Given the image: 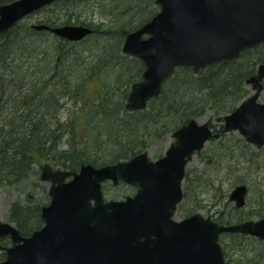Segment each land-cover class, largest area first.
Returning a JSON list of instances; mask_svg holds the SVG:
<instances>
[{"label":"water","instance_id":"water-1","mask_svg":"<svg viewBox=\"0 0 264 264\" xmlns=\"http://www.w3.org/2000/svg\"><path fill=\"white\" fill-rule=\"evenodd\" d=\"M57 0H13L0 5V33ZM160 10L130 31L123 51L145 64L142 80L133 83L127 100L131 111L143 110L162 93L176 68L195 73L215 63L240 57L264 43V0H156ZM72 41L93 29L84 24L50 26ZM264 63L247 80L254 93L234 111L219 117L223 131L238 130L258 147L264 146ZM165 155L151 159L148 151L127 160L95 166L82 163L78 171L54 169L41 173L49 180L50 202L42 206V227L22 235L11 222L0 220V237H10L0 264H234L226 260L220 236L241 233L264 242V217L220 224L199 212L175 218L184 198L183 181L189 161L218 133L197 118L179 127ZM136 187L124 199H107L105 182ZM246 184L230 194L245 205Z\"/></svg>","mask_w":264,"mask_h":264},{"label":"trees","instance_id":"trees-1","mask_svg":"<svg viewBox=\"0 0 264 264\" xmlns=\"http://www.w3.org/2000/svg\"><path fill=\"white\" fill-rule=\"evenodd\" d=\"M10 1L0 0V5ZM76 1L74 4L89 2L93 9L103 4L105 15H116L117 20L106 17L94 22L95 9L91 20L73 14L78 16L76 23H72L73 16L60 22L55 15H46L37 23L19 21L0 33V182L11 175L14 183L32 182L34 178L40 187L38 175L46 162L77 171L82 163L102 166L129 159L149 147L147 139L153 130L163 136L193 118L233 111L250 94L246 81L264 62L262 43L199 74L191 67H178L147 108L131 111L126 106L130 90L142 77L145 65L140 58L125 53L123 43L127 33L154 16L151 7L156 0ZM38 23L84 24L94 31L72 41L36 28ZM179 79L183 87L174 90L171 86ZM70 100L81 113L64 118L62 111ZM20 201L19 196L12 201L9 217L23 235H29L43 224L44 201ZM231 207L238 212L236 217L226 218L220 213L216 221L234 223L264 216V204L246 214H239L242 209L235 205ZM228 236L238 244L250 237L237 233ZM231 242L223 245L226 256ZM258 242L254 249L241 250L232 258L239 264H258L252 262L264 257V244Z\"/></svg>","mask_w":264,"mask_h":264},{"label":"rangeland","instance_id":"rangeland-1","mask_svg":"<svg viewBox=\"0 0 264 264\" xmlns=\"http://www.w3.org/2000/svg\"><path fill=\"white\" fill-rule=\"evenodd\" d=\"M74 1L75 0L59 2L57 0L54 2L55 4L52 3L53 6L47 7V9L42 12L33 13L24 18L21 22H28L29 24L37 23L39 19L46 15H55L61 22L68 17H72L73 14H80L82 16L81 20H91L92 11L95 9L97 10H95V14L93 15L94 22L103 21L106 17L115 21L117 20L116 15H105V11L102 10L103 8L101 9V6L105 7L103 4L95 6L93 9L91 4L88 5L89 2L85 4H74ZM96 1L97 0H95V3L93 4H97L98 2ZM106 1L108 3L111 0H103L101 3H106ZM121 2L122 0H118V3ZM68 3H70L68 5L70 10L66 11L65 8ZM62 4H65L66 6ZM99 7L103 12L98 10ZM159 10L160 6L156 2L151 7V11H153L152 15H155ZM77 18L78 16H73L72 23H76ZM142 78L143 77H140L137 81L142 80ZM180 81L181 79L176 80V82L174 81L172 84L173 86L171 87L174 90L182 88L183 83ZM248 86L251 95L255 91L252 89V84H249ZM70 101L72 102V100ZM70 101H68L67 104L68 108L63 109L62 111V117L64 118L71 117V115L72 117L80 116L81 109L75 105L74 102H72V104ZM260 101L264 103V90L261 93ZM223 115L224 114L216 115L211 113L199 119L201 122L211 121L210 123L214 132L219 133V135L208 140L202 151L195 153L187 165L186 176L183 181L184 198L179 204L175 215V218L179 220L196 212H199L204 216H210L215 221L220 213L224 214L226 218L236 217L238 212L231 207L232 205H235V203L229 200V196L235 187L242 183L247 185L248 192L245 195V207L242 208L239 214H246V212L250 210L261 209V205L264 204V146L258 147L249 142L239 131H223L224 121L219 119V117ZM174 132H165L163 136H161V133L153 130L152 136L147 139L149 147L143 151H148L151 159H157L164 156L166 150L175 141L173 136ZM47 163H49L54 169H58V167H54L51 162H46L44 165ZM5 172L6 171L3 170V174H5ZM41 173L42 171L38 175L39 179L37 181L40 187L34 184V178L32 179V182L14 183L15 177L11 175H8L6 181L0 182L1 221L11 222L18 227V224L15 221H12L9 217L11 203L18 196L20 197L21 203L27 202V204H35L38 201H44L45 205L50 202V181L43 180L41 178ZM103 190L105 197L108 199H124L126 195H133L136 191V187H132L123 182H120L117 185H114L112 182H106ZM29 200L30 202L28 203ZM252 218L259 217L253 216ZM222 237L224 239L221 240L222 245H225L226 242H231V238L228 235H222ZM258 240L264 244L262 240L251 235L249 239L244 240L241 244L234 242L227 244L230 251L227 253L226 260L234 264H239L232 258L233 255H236L241 250L254 249L259 245ZM11 245L12 241L9 237L2 238V240L0 239V260H3L6 256V250L4 247ZM252 262L264 264V257L252 260Z\"/></svg>","mask_w":264,"mask_h":264},{"label":"flooded vegetation","instance_id":"flooded-vegetation-1","mask_svg":"<svg viewBox=\"0 0 264 264\" xmlns=\"http://www.w3.org/2000/svg\"><path fill=\"white\" fill-rule=\"evenodd\" d=\"M218 135H219V133H218ZM230 200V199H229ZM230 201H233V200H230ZM234 202V201H233ZM235 203V202H234ZM243 207V206H242ZM241 207V208H242ZM241 208H238L237 207V209H241ZM246 220H248V219H246ZM244 221V220H243ZM237 222H240V221H236L235 223H237ZM220 224H226V223H220ZM228 224H230V223H228ZM231 224H233V223H231ZM229 234H231V233H229V232H226V233H223V234H221V237H222V235H229ZM235 234V233H234ZM237 234H241V233H237ZM244 235V234H243Z\"/></svg>","mask_w":264,"mask_h":264}]
</instances>
